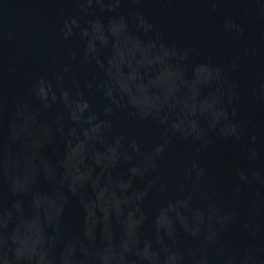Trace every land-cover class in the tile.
I'll list each match as a JSON object with an SVG mask.
<instances>
[{
  "label": "water",
  "instance_id": "95a60500",
  "mask_svg": "<svg viewBox=\"0 0 264 264\" xmlns=\"http://www.w3.org/2000/svg\"><path fill=\"white\" fill-rule=\"evenodd\" d=\"M0 264H264V0H0Z\"/></svg>",
  "mask_w": 264,
  "mask_h": 264
}]
</instances>
